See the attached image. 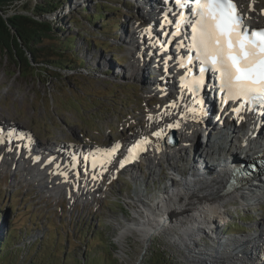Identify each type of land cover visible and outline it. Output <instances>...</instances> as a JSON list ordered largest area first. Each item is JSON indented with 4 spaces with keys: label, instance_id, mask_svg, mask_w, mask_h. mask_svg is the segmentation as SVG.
Wrapping results in <instances>:
<instances>
[{
    "label": "rangeland",
    "instance_id": "rangeland-1",
    "mask_svg": "<svg viewBox=\"0 0 264 264\" xmlns=\"http://www.w3.org/2000/svg\"><path fill=\"white\" fill-rule=\"evenodd\" d=\"M38 1L25 0V3L32 6ZM64 1L53 14L42 17L55 28L61 24L64 31L59 38L61 41L72 38L65 42L72 49L66 50L65 56L68 59L76 57L77 60L68 61L66 64L70 68L67 66V70L58 71L59 78L48 77L45 73L37 75L28 70L20 71L11 58L0 52V124L9 127L8 122L15 123L19 131L31 138L27 144H17L18 148L7 137L0 140V147L3 143L7 144V151H13L17 157L25 156L20 154L22 150L19 148L21 146L28 150L32 140L45 148H55L65 142L80 143L81 137L100 145L125 141L131 134L143 131L148 113H153L152 108L160 109L159 104L155 103L144 110L148 90L155 80L153 74L159 70L158 66L152 68L156 57L144 51L148 34H140L135 24L146 17L142 5L145 0ZM147 1L144 4L149 6ZM20 6L10 9L9 14H27L28 11ZM103 11L105 18L95 19L93 24L89 16ZM74 62H78V65ZM165 92L172 95L168 89ZM145 131L149 134L153 128L148 124ZM241 132L236 130L235 133L238 142L242 140ZM200 136L196 140L197 145L191 143V147L181 149L182 153H178L172 163L163 158L156 161L145 155L139 165L102 181V187L91 191L86 186V194L90 193L91 199L84 196L85 193L78 195L80 191L76 194L77 190L68 183L49 180L47 184V180L38 182L40 178L34 181L22 177L26 174L20 171V165L35 173L39 170L23 159L19 164L11 161V164H3L2 158L7 159V155L0 153V243L11 233L17 236L15 246L20 247L17 250L21 259L19 264H29L33 255L36 257L37 249L41 250L37 257L39 264L48 261L49 252L62 258L70 252L77 264H84L87 249L91 252L90 257H98L101 264H143L148 253L158 249L164 251L173 264H200L190 262L187 251L174 243L170 234L158 230L147 239L135 229L143 219L142 214L138 215L143 210L142 206L154 213L170 195L164 192L165 189L180 191L182 187L195 186L211 178L201 173L198 174L200 178L191 179L190 172L198 169L196 163L203 162L205 166L204 161L211 162L204 152L208 147L200 146L199 141L204 137ZM225 146L227 150L230 147L229 144ZM220 154L230 161L223 151ZM197 158L200 161L196 162ZM216 158L218 163L219 159ZM230 167L227 164L224 169L229 170ZM39 169L46 171L47 167ZM74 174L76 178L80 176V172L75 171ZM181 177L193 181H179L177 178ZM256 183L258 185L260 181ZM50 188L55 190L48 192ZM252 190V195L258 194L257 188ZM73 196L77 197L76 202L71 201ZM223 205L225 212L229 208L228 212L231 213L230 225L219 231L216 244L208 239L209 235L197 237L193 252L204 254L209 249L213 250L212 246H215V251H220L219 245L226 241L222 244L225 251L235 248L237 253L240 247L228 243L227 238L244 240L245 244L252 235L264 232V201L233 200ZM222 215H216L215 220H220ZM30 248L32 253L25 260ZM90 257L87 264H92ZM73 259L70 256L67 264H73Z\"/></svg>",
    "mask_w": 264,
    "mask_h": 264
},
{
    "label": "bare ground",
    "instance_id": "bare-ground-1",
    "mask_svg": "<svg viewBox=\"0 0 264 264\" xmlns=\"http://www.w3.org/2000/svg\"><path fill=\"white\" fill-rule=\"evenodd\" d=\"M145 2L146 0L142 2V5L144 6V8L150 9V6H146L144 4ZM152 2L155 4L156 0L147 1V3H150L151 6H153ZM256 20L257 19L255 16L254 21ZM142 32H147V33L149 32L148 34H151V29L150 28L144 29L142 30ZM140 34L142 33L140 32ZM147 37H149V35ZM155 37L158 38L159 41L164 43L163 40H161V37L159 38V35L156 34ZM151 44H148V40H147V43L144 44V51L147 54L151 53L155 57H160L162 54L157 53V50L158 49L162 50V49L159 48L158 46H155L153 42H151ZM148 62H150V60ZM144 65H147V64H144ZM169 67H172V66L169 65ZM140 71L141 69H139V73ZM164 74H165V71H164ZM162 81L164 80L162 79ZM156 85H160L159 90L161 88H163L164 91L165 89H169V88H166V86L162 85L161 80H158V79L154 80L153 87H151V89L152 88L155 89ZM166 94L167 93L165 92V95ZM167 95L168 96L164 97V100L173 99L172 95H170L169 93ZM182 98L185 99V97H182ZM177 100L179 101V99ZM179 107L182 109L181 112L175 111L173 109L169 110L168 109L169 106H167L166 112L162 110H156L154 113L153 111L154 114L151 117V119L148 121L149 126L153 128V131L149 132V134H146L147 131L144 130V132L137 135L136 136L137 138L135 137L132 140V142L129 144L130 154L131 155L137 154L139 156L148 155V156H151L149 157L150 159H155L156 161L163 158L168 163H172L176 159L178 153L179 154L182 153L181 149L185 147L187 148L191 147L190 146L191 143L192 145L193 144L197 145L196 140H198L200 135H204L203 133H197L195 135L192 134L191 138H189L188 140H185L184 144H182L181 147H176L173 149L165 146L162 142V136L168 129L173 128L179 134H185V133L192 132L195 127L196 120H194L190 114L193 111V109H194V112L196 113L195 108L190 107L189 105L184 106L182 104H180ZM176 112L178 113L175 114ZM242 122L244 123L243 124L244 128L242 129L243 133L241 132L242 140L239 142H238L239 140L238 137L237 136L235 137L236 130L235 132H233L232 135H229L228 133L226 134L220 131L211 130L209 131L210 134L208 136H204L203 140L200 139L199 141L200 146L204 145L205 148L208 147L207 149L204 148L205 149L204 152L206 154V158L211 159V162L208 163L207 161H204L206 162L205 166L203 162L196 163L198 169L194 173L190 172V174L192 175L191 179L200 178L199 177L200 175L198 174H201V173H205L203 174V176L207 175V177H211V178L202 180L195 186L182 187L180 191L175 189L171 192L165 189L164 192L170 195L166 196L164 203L161 202L162 204L160 205V207H157L156 211H153L154 213H152V211L149 208H145L144 207L145 205L142 206V209L145 211L142 210L138 212V215L139 214L143 215V219L141 223L139 222L137 224L136 226L137 228H135L137 232L141 233L147 239H149L150 236L158 230H160L164 234H170L173 240L175 241L174 243H177L178 245H180V247L184 249L185 252L187 251V254L189 255V258H190L189 260L190 262L196 261L197 263H200V264L201 263L230 264V262H232L233 264H259L261 263V259H259L258 249L261 250V253L264 250L263 236H262V233L264 232L258 234L257 235L258 237L250 238L249 242L247 243L245 242V244L243 242L244 240L237 241V240H232V239L227 238L228 243L232 242L233 245L235 244L240 247L241 250L237 253H235L236 251L235 248H232V249L227 248V252L225 251V248L222 247V244H225L226 241L219 245L220 251H215V254L209 253L208 251H207L208 253L205 251L204 254H201V252L199 254L198 252L192 251L193 245H196L197 243V237L202 236L204 234L206 235L205 230H207L208 228L210 229L213 228L214 230L215 227H213V225L215 224V216L218 214H221V209L225 208L223 204L227 205V203L233 200L264 201V183H263L264 179L262 178L253 180L251 182L248 181L250 179L249 177L243 178L242 181L244 183L246 182H249V183L242 186L240 189L236 191L226 192V184L228 183L230 174L227 171V169H224V167L225 165L229 163V161L223 158L224 154H220V153L223 151V153H225L227 157L229 156L230 161H233L234 159L236 160L235 162L240 161V163H242L244 160L251 159L258 153L264 152V133L262 131H260V133L258 132L261 128H258V131H256V133L251 130L250 134L247 136L246 134L247 132L244 130H247L249 128V125L246 123V121H242ZM210 124L212 123L210 122ZM158 132L161 133V135L157 136L156 133ZM251 137H255V138L250 139ZM10 139H12L11 143L13 145L16 144L15 145L16 147H17V144L24 143L23 141H18V140L13 139L12 136L10 137ZM142 141H145V143H141ZM214 142L216 143V145H214ZM227 144L230 145L228 150L226 149L227 146H225ZM137 145H139V147H136ZM7 148H9V146L0 147V153L1 154L5 153L7 155V159L4 160L2 158V160L4 161L3 164H11L9 161H11L12 163L19 164L20 159H23L26 161V163L30 165L33 164V167H37L39 171L37 173L33 171H28V169L24 165H20L21 167L20 171H23V174H26L24 176L22 175V177L26 176L27 179L34 180V181L36 180L38 181V178H40L38 182H43V180L45 182L46 180L48 181L50 173L49 174L47 173V169L46 171H41L39 168H41L44 164V161L49 158L50 148L48 147L45 148V147H42L41 145H37L32 140L29 144V148L26 151L25 156L23 157L15 156V153L13 151H7ZM133 148H135L134 152L131 151ZM19 149L24 150L25 148L20 146ZM199 149L201 151V154H203L200 147ZM235 149H238V151L235 152ZM193 150L194 149H192L191 151ZM225 150H227L228 153H226ZM67 151H71V149L65 148V154L68 155ZM100 153L101 155L98 157L96 161L94 159H91V158L90 159H91L92 166L99 165L103 167L102 172L96 175L95 174L96 171H91V174H94V176H100V175L108 176L109 173L106 172V169L109 167L110 162L108 161L105 155H109V151H106L105 153V151L100 150ZM230 153L232 155H229ZM215 156H217L219 159L218 163H216L215 161L217 160V158L215 159ZM125 160H126V157H123V161ZM198 161L200 160L197 158L196 162ZM0 168H2L1 165H0ZM8 168H10V165H8ZM44 168H46L45 165H44ZM51 170L53 172V175L50 174V177L59 176V177H62L63 179H72L73 183L76 184L73 177H76V175L74 174L75 171L79 172V170H75L72 164L66 165V166L59 165L58 169L55 168L53 170L52 168ZM152 172H154V170ZM70 174H74V175L72 177H69ZM79 177L82 180H84L85 183L88 184L86 186L90 185V181L88 179H85L83 176H81V173ZM177 179H179V181H182V182L193 181L191 179L188 180L185 178H184L185 180L183 178L182 179L177 178ZM258 180L260 181V183H258V185L257 183L254 184ZM41 186H42V183H41ZM61 186L63 187V185ZM97 188H98V185L97 186L94 185V189H97ZM253 188L258 189V194H256L257 196L255 194L252 195ZM54 190L55 189L50 188L48 192H52ZM82 191L83 189L82 190L80 189L79 195L81 194ZM76 200H77L76 196H73V198L71 199L72 202H76ZM152 202L154 203L155 201H152ZM263 228H264V225H263ZM177 234H180V236H177ZM255 241H257V244L254 243ZM240 257H242V259H239Z\"/></svg>",
    "mask_w": 264,
    "mask_h": 264
},
{
    "label": "snow or ice",
    "instance_id": "snow-or-ice-1",
    "mask_svg": "<svg viewBox=\"0 0 264 264\" xmlns=\"http://www.w3.org/2000/svg\"><path fill=\"white\" fill-rule=\"evenodd\" d=\"M187 3L188 0H175L181 10ZM194 5L196 19L191 21L192 47L198 52L197 59L202 66L198 70L199 79L192 83L199 89L205 83L206 72L211 70L218 74L219 88L226 96L225 103L239 102L232 108L238 118L246 106L249 110L264 109V30L245 33L243 17L233 0H194ZM188 10L192 11V8ZM178 15L182 22L186 20L182 13ZM194 64L193 57L187 56V64L181 61L180 66L195 76ZM131 151L134 152L135 148Z\"/></svg>",
    "mask_w": 264,
    "mask_h": 264
},
{
    "label": "trees",
    "instance_id": "trees-1",
    "mask_svg": "<svg viewBox=\"0 0 264 264\" xmlns=\"http://www.w3.org/2000/svg\"><path fill=\"white\" fill-rule=\"evenodd\" d=\"M64 0H39L32 6H28L25 0H0V11L4 14H8L9 10L16 8L21 4L20 7L25 8L28 12L27 14H16L9 19V26L6 25L4 19L0 16V52L5 56L13 60V64L18 65L20 71L26 72L32 71L37 75L39 73H45L48 77L54 76L59 78L58 71L67 70L70 68L68 61L75 60L76 57L68 59L65 56L66 50L72 51L71 47L66 46V41H70L72 38H67L66 41H61L59 38L61 34H64L61 24L57 25L55 28L52 24L41 23L35 19H32L28 15L43 17L45 15L53 14V11L64 4ZM105 6V5H102ZM100 17L105 18V11L95 13L90 15L89 18L92 21ZM74 20V19H73ZM62 22V20H61ZM73 22V21H71ZM63 24V23H62ZM56 37V39H54ZM54 42V43H47ZM57 42V43H55ZM51 44V45H49ZM77 60V59H76ZM65 63V64H64ZM78 62H74L76 66ZM73 65V63H72ZM68 66V67H67ZM67 67V68H65ZM17 236L11 233V236L4 237L0 243V264H19V256L17 250L20 247H16ZM12 246H15L12 249ZM32 248V246H31ZM29 249V255L32 253ZM160 249L149 252L143 264H173L171 259H169ZM41 250L37 249L35 252L36 257H32L29 264H39L38 255ZM70 253V252H69ZM69 253L64 255V258L55 256L56 253L49 252L50 257L47 258L48 261L42 264H67L68 258L73 256ZM91 252L87 249L86 254H84V264L88 262V256L90 257ZM92 264H101L98 257L91 258ZM148 259V260H147ZM73 264H77V261L73 259Z\"/></svg>",
    "mask_w": 264,
    "mask_h": 264
},
{
    "label": "water",
    "instance_id": "water-1",
    "mask_svg": "<svg viewBox=\"0 0 264 264\" xmlns=\"http://www.w3.org/2000/svg\"><path fill=\"white\" fill-rule=\"evenodd\" d=\"M16 14H4L2 11H0V16L2 17V19H4L6 25L9 26V19L12 18V16H15ZM24 15V14H23ZM29 17H31L32 19H35L41 23H45V24H49L52 26V23L47 21L46 19H43L42 17H38V16H33V15H28ZM166 143L170 146H175L178 144V140L174 138V134H172L170 137H167L166 139ZM228 209H226L227 213L225 212L224 209H221V213L223 214L221 216L220 220H215L216 223L214 224V230L213 228H208L207 230H205L206 235H210L208 236V239L211 240L212 243H215V235L217 233H219V231H221L225 226L230 225L231 221H232V217L229 216L231 215L230 211L228 212ZM238 209H240L239 207L237 208V213H238ZM218 228V229H217Z\"/></svg>",
    "mask_w": 264,
    "mask_h": 264
}]
</instances>
